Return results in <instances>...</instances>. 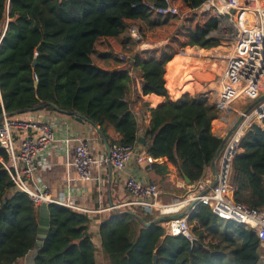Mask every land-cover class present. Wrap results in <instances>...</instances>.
<instances>
[{
  "label": "trees",
  "instance_id": "obj_1",
  "mask_svg": "<svg viewBox=\"0 0 264 264\" xmlns=\"http://www.w3.org/2000/svg\"><path fill=\"white\" fill-rule=\"evenodd\" d=\"M205 1L0 0V37L7 21L0 40L3 110L10 118H23L34 107L55 106L80 114L105 139L112 127L120 136L115 143L131 145L142 125L132 111L140 96L130 97L131 71L137 70L142 94L164 99L148 107L146 153L165 157L179 178L194 183L222 144L211 130L219 111L201 95L170 99L164 75L167 62L184 48L219 44L209 36L217 29L215 13L200 10ZM168 6L177 13L155 10ZM132 27L139 38L132 36ZM239 146L230 164L232 198L264 209V121L251 125ZM6 160L0 148V264H22L36 244L40 205L15 188L1 163ZM151 168L162 179L169 174L164 164ZM47 211L49 228L33 264H97L88 213L55 203L47 204ZM155 212L137 206L122 217H104L97 233L105 264H264L254 231L218 218L207 206H197L188 218L194 241L166 234L162 220L145 226L161 216Z\"/></svg>",
  "mask_w": 264,
  "mask_h": 264
},
{
  "label": "built area",
  "instance_id": "obj_2",
  "mask_svg": "<svg viewBox=\"0 0 264 264\" xmlns=\"http://www.w3.org/2000/svg\"><path fill=\"white\" fill-rule=\"evenodd\" d=\"M155 10L159 13H177L171 6ZM200 10H212L215 13L218 19L217 29L209 36L218 39L229 49L224 56V67L217 80L218 89L211 103L224 116L230 115L232 111L238 112L241 120L217 158L218 169L214 185L200 178L189 184L181 197L158 204L156 199L159 189L156 183H143L129 176L125 180V186L135 196L129 203L158 208V215L161 216L184 212L181 217L163 221L162 226L166 234L181 235L190 241L196 238L191 233L188 218L197 206H207L218 218L252 229L259 240L260 259L264 262V209H254L236 202L229 186L230 164L241 149V137L251 125L264 121V0H206ZM131 34L139 38L135 27L131 28ZM238 100L249 103L245 108H232V104ZM17 134L22 135L18 150L14 145ZM72 141L75 145L71 164L82 180L91 177V168L94 166L108 164L122 172L133 161L148 169L154 163L151 155L138 151L134 144L112 143L106 156L96 157L80 137L68 133L56 135L53 124L48 120L10 118L1 105L0 148L7 154V160L1 163L15 188L27 193L36 204L55 203L81 211L73 199H52L42 180L34 176L35 170L44 164L42 159L48 149L59 143L66 155Z\"/></svg>",
  "mask_w": 264,
  "mask_h": 264
},
{
  "label": "crops",
  "instance_id": "obj_3",
  "mask_svg": "<svg viewBox=\"0 0 264 264\" xmlns=\"http://www.w3.org/2000/svg\"><path fill=\"white\" fill-rule=\"evenodd\" d=\"M147 46L149 45L143 44L140 47L143 48ZM186 48H184L183 51L186 50ZM194 59H197V56L191 60H185L176 64V78L174 76L175 79L172 89H170L168 85L169 74L167 69L173 59L167 62L164 78L165 87L170 99L177 100L182 94L187 93L190 95L204 96L209 102H211V82L203 83V81L197 78L198 76L208 78L210 73L206 70H197L193 73L191 78H185L183 74H178L179 69L184 66V62H190ZM131 76L132 85L130 97L133 98V96L135 97L136 95L140 96V99L133 103L132 111L138 120L141 119L140 121L142 125L138 129L137 135L142 134L144 139V144L136 141L134 145L137 147L138 151L146 152L144 149L146 145L145 131L150 121L148 107L155 108L160 105L164 99L153 93L143 95L141 90V74L137 70H132ZM173 89L174 93L172 92ZM219 115L211 122V130L213 134L223 138L236 120L232 119V114L226 116L222 114L221 116ZM23 118L48 120L53 124L56 135L68 133L80 137L88 145L90 153L96 157L106 156L108 154L106 144L110 147L112 143L118 142L120 137L112 127H109L107 130L108 138L105 139L104 142L93 125L87 121H77L72 115L57 110L39 109L34 112L25 113ZM21 136V134H17L14 138V145L17 150ZM56 144V146L51 147L45 152L42 159L44 164L35 170L34 176L42 180L41 182L45 185V189L52 199H73L74 203L80 207L82 212L88 213L92 220L90 231L93 233V242L97 251L99 250V254H101L100 237L97 232L98 226L104 217L108 216L110 213H116L118 217H122L124 212L132 210L134 207L138 206L129 203L135 199V196L125 186V180L127 177H135L143 183H156L159 189V194L156 199L158 204H165L172 201L174 198L181 197L186 193L187 186L189 185V183H186L176 175L175 167L165 157L154 159V163L164 164L169 170V174L163 179L151 167L148 169L147 166L137 164L133 161L122 172L116 171L108 164L105 166H94L91 168V177L88 180H82L79 178L78 171L74 165L71 164L74 155L75 142L72 141L69 143L68 153L66 155L63 153V147L61 144ZM240 151L241 149L239 152ZM215 165L217 171L218 160L215 161ZM201 178L202 180H207L209 182H213L216 179V174L211 165L205 169ZM142 208L146 211H156V215L160 212L158 208ZM178 213H180V211ZM189 225L191 224L189 223ZM34 253V250L27 253L31 256L29 264H33Z\"/></svg>",
  "mask_w": 264,
  "mask_h": 264
},
{
  "label": "rangeland",
  "instance_id": "obj_4",
  "mask_svg": "<svg viewBox=\"0 0 264 264\" xmlns=\"http://www.w3.org/2000/svg\"><path fill=\"white\" fill-rule=\"evenodd\" d=\"M192 48L195 51L198 50L201 51L200 54L201 56L197 55V59H194L193 61L190 62L189 61L184 62L183 63L184 66L179 69L178 74L179 75L183 74L185 78L186 77L191 78V76H193V73L197 70H202V71L206 70L208 73H210L208 78L205 77L202 78L200 76L198 77L196 76V77L199 78L201 81H203V83L211 82V100H212L218 89L217 80L219 78V74L221 70L224 67V56L228 53L229 49L227 46L223 45L221 41H219V44L217 46L210 49H201L198 47H192ZM174 79H172V76H168V81H171L172 84H173L172 81H174ZM172 92L174 93V90H172ZM243 102L244 100H238L237 103L232 104V108L233 107L240 108V106L241 107L243 106V108L247 107L249 102L248 101H246L245 103ZM231 114H232V119L237 120V117L239 115L238 112L232 111ZM219 116H221V113ZM261 124L262 122H258V125ZM191 227L192 226L190 225V228ZM30 259H31L30 254H27L23 259L20 260V262L22 264H29ZM96 262L97 264H105V258L102 256V254H99V250L97 251L96 254Z\"/></svg>",
  "mask_w": 264,
  "mask_h": 264
},
{
  "label": "water",
  "instance_id": "obj_5",
  "mask_svg": "<svg viewBox=\"0 0 264 264\" xmlns=\"http://www.w3.org/2000/svg\"><path fill=\"white\" fill-rule=\"evenodd\" d=\"M7 12H8V5H7ZM6 24H7V21H6ZM6 24H5L4 30L2 32V35H3V33H4L5 29H6ZM2 35H1V37H2ZM1 37H0V40H1ZM36 50L37 51L39 50V46L36 48ZM35 63H36V59L34 58L33 64H35ZM35 85H37V79H35ZM45 106L46 105H40V106L34 107V108L31 109V111L39 110L41 108H44ZM52 107L55 110L61 112V110H59L55 106H52ZM16 112H19V111H16ZM64 113H67V112H64ZM67 114L72 115L75 118V120H77V121H80V122L87 121L88 123L93 125L96 128L97 132L99 133L101 139L105 142V138L103 137V134H102L101 130L97 126H95L92 122H90L89 120L85 119L84 117H82L80 114H78L76 112H68ZM240 120H241V117L237 118L235 123L230 127V129L227 131L226 135L222 138V144L220 145L219 149L217 150L216 156H215L214 160L211 163V167H212V169H213L215 174L217 173L215 161L219 157V155H220V153H221V151H222L227 139L229 138L230 134L236 129V127L239 124ZM136 141L141 143V144H144V139L142 137V134H138L137 135ZM106 147L109 150V147L107 146V144H106ZM184 181L186 183H189V180L187 178H185ZM215 183H216V179L212 182V185H214ZM183 215H184V212L175 213V214H169V215H162V216H158V217L154 218L152 221H149V222H143L142 221V222H143V224L145 226H149V225H151L152 223H154L156 221H160V220L166 221V220H169V219L181 217ZM48 228H49V217H48V211H47V204L46 203H41L40 204V208H39V214H38L37 232H36V244H35L34 249H33L34 251L36 249H38V247L41 244L43 238L45 237V233L48 230ZM154 259H155V257H154Z\"/></svg>",
  "mask_w": 264,
  "mask_h": 264
},
{
  "label": "bare ground",
  "instance_id": "obj_6",
  "mask_svg": "<svg viewBox=\"0 0 264 264\" xmlns=\"http://www.w3.org/2000/svg\"><path fill=\"white\" fill-rule=\"evenodd\" d=\"M200 54H201V51H199V50L195 51V50H193V48H186V50H184L182 53H180L179 55L172 58L173 60L169 64L168 69H167L169 76H172V79H174L175 72H176V64H179L180 62L185 61V60H191L197 55L201 56ZM172 82H174V81H172ZM168 85H169V88L172 89V86L174 84H172L171 81H169Z\"/></svg>",
  "mask_w": 264,
  "mask_h": 264
}]
</instances>
